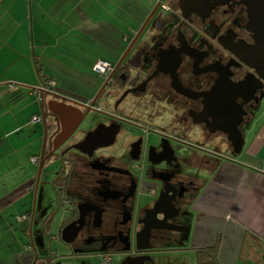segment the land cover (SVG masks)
Returning <instances> with one entry per match:
<instances>
[{"label": "flooded vegetation", "instance_id": "obj_1", "mask_svg": "<svg viewBox=\"0 0 264 264\" xmlns=\"http://www.w3.org/2000/svg\"><path fill=\"white\" fill-rule=\"evenodd\" d=\"M162 3L168 10L159 8L151 18L153 8L148 12L140 25L150 18L147 27L121 63L119 58L103 68L93 66L98 76L90 99L73 100L55 91L43 96L40 116L47 131L43 158L48 156L42 171L60 162L52 182L59 209L67 211L60 232L72 224L66 237L77 234L71 243L125 256L124 261L151 258L143 264H155L151 252L173 239L175 225L184 237L198 189L191 168L205 173L217 152L205 148L207 141L219 135L227 140L224 133L211 131L225 127L216 119L228 97L245 112L240 131L254 125L264 103V82L259 88L249 65L264 46V0ZM146 30L148 38L142 40ZM244 81L245 89L234 94L233 85ZM47 96L74 109L54 116L47 111ZM196 131L200 144L193 140ZM143 195L154 200L140 205ZM160 196L158 221L152 214L145 219ZM163 216L173 229H152L150 249L137 251L136 235L144 226L170 227L159 222ZM54 221L52 215L46 226ZM125 243L130 250L122 253Z\"/></svg>", "mask_w": 264, "mask_h": 264}, {"label": "crops", "instance_id": "obj_2", "mask_svg": "<svg viewBox=\"0 0 264 264\" xmlns=\"http://www.w3.org/2000/svg\"><path fill=\"white\" fill-rule=\"evenodd\" d=\"M128 1L0 0V264H41L33 238L35 224L41 219L36 220L33 212H38L39 204L44 207L46 203L44 195L38 199L42 176L35 196L38 166L32 162V158L40 157L42 147L44 127L42 123L41 127L36 126L33 119L42 116L43 104L36 100V103L25 104L22 110L18 106L4 110L2 99L21 96V92L26 91L29 94L44 81L53 82L57 93L68 95L59 84L67 80L69 73L59 63H40L39 60V63H31L30 48L34 52L54 49L62 53L63 49L80 50L82 44V51H91L98 44L116 53L115 26L109 29L108 23L104 37L99 33L95 37L87 31L90 25L115 18L117 10ZM149 11L146 8L141 17L135 19L139 26ZM128 13L129 19L133 18L130 11ZM57 35L63 37L64 42L56 38ZM130 35V31L123 35L121 42L127 45ZM119 49L121 53L123 48ZM119 58L114 57L116 61ZM86 85L89 94L84 99H90L94 85ZM259 114L253 126L241 131V152L234 153L231 142L225 138L222 144L227 143V149L213 151L203 185L197 189L189 208L185 223L188 230L184 237L176 234L169 241L179 243V249L194 254L196 264V251L213 246L217 240L220 264H241L239 254L246 234L264 243V111ZM24 130L27 135L21 136ZM198 178L199 174L191 175L190 179L196 184ZM23 215L29 217L19 223L18 218ZM49 227H45L44 233H48ZM58 233L60 236V228Z\"/></svg>", "mask_w": 264, "mask_h": 264}, {"label": "rangeland", "instance_id": "obj_3", "mask_svg": "<svg viewBox=\"0 0 264 264\" xmlns=\"http://www.w3.org/2000/svg\"><path fill=\"white\" fill-rule=\"evenodd\" d=\"M121 9L117 10V14L115 18L109 21H100L96 23L94 26L90 25L87 32H91V34L95 37L99 36H106V28L109 23V29H112V26H115L117 32V40L115 41L114 48L116 49V53L111 52V48L107 49L105 47H99L98 44L94 45V50L91 51H82L84 48V44H82L80 50H75L74 48L71 49H63L64 52L61 50L62 53L58 50L52 49V51H40L38 49L32 51L30 48V56H31V63H35L34 61H40V63H59L65 71L69 73V77L66 78L67 80L62 81V84H59L61 88L63 87L68 93V96L75 100V99H84V96H87L89 92L86 90L87 85L93 83L98 76V74L93 70V66L95 63L99 61H104L102 58H105L104 61L106 63H116L117 61L114 57L119 58L121 54L124 52L126 48V43L121 42V38L123 35L127 34L129 31L131 32L130 36L134 35L132 30L139 31L140 26L136 23L137 18L141 17L145 9L151 10L154 5L152 4L151 0H144L140 3L139 0H130L125 5H121ZM132 14L133 18L129 19V12ZM159 12H162L159 10ZM158 12V14H159ZM164 13V12H163ZM144 22V20H143ZM148 30L143 34L142 40L148 38ZM56 38L63 41V37L56 36ZM87 39L89 42L92 41ZM115 39V38H114ZM120 40V41H119ZM64 42V41H63ZM61 42V43H63ZM119 42V44H118ZM59 43L61 46L62 44ZM81 44V43H80ZM112 44V43H110ZM123 45L120 48V46ZM99 47V48H98ZM64 48V47H61ZM123 48V50H122ZM96 49V50H95ZM122 50L121 53H118L117 50ZM38 51V52H37ZM37 52V53H36ZM59 52V53H57ZM36 54V55H35ZM54 59H51V58ZM101 58V59H96ZM96 59V60H95ZM58 62H57V61ZM33 61V62H32ZM61 61V62H60ZM57 64V65H59ZM49 69V68H48ZM86 86V89L84 87ZM29 97V98H28ZM48 97V96H47ZM51 97L49 96L45 100V104L49 101ZM75 98V99H74ZM28 101H25V100ZM36 97L29 96L28 91L25 93L21 92V96H13L8 97L5 96L2 99V105L4 110L7 108H15V106L20 107L22 110L28 103L35 102ZM27 102V103H26ZM26 104V105H25ZM39 105V104H38ZM264 111V103L262 105L261 112ZM260 116V114H259ZM38 127H41V123L36 122L35 124ZM40 125V126H39ZM26 134V130L21 133V136ZM27 135V134H26ZM223 137L221 135L212 137L207 143L205 144V148L207 150L212 151H222L224 152L227 149V143L222 144L221 139ZM22 140V138H20ZM153 139V138H152ZM224 139V138H223ZM193 140L196 144H200L198 139V132H195ZM26 141V139L24 140ZM231 156H234L233 154ZM60 165L59 161H53L48 163L42 171L41 176L44 178L42 183L39 186V196L38 199L42 195L45 197V205L44 207L38 205V213L36 216V220L40 217L41 221H38L35 224V232L33 233V238L35 240V246L38 251V255L40 259L52 257L53 264H102L101 258L105 255L111 257V264H123L125 256H120L116 254H111L104 252L103 249H98L94 247L86 246L83 242H74L71 244H65L61 241L58 230L61 227L62 222L67 216V211L59 209V199L55 192V189L52 186L53 182V173L58 170ZM192 175L199 174V181H196L198 187H202V179L205 177L204 172H199L191 168ZM38 189V188H37ZM154 200L151 196H139V203L140 205L146 206L147 204L151 203ZM55 215V221L50 224L48 233H44L46 224L49 221V218ZM179 232H177L178 234ZM180 235V234H178ZM52 238H57L56 240H52ZM182 245V244H180ZM184 245V244H183ZM179 243H170L167 240L157 247L151 252L152 259L155 261V264H165L170 262H181L184 261L186 264H196L195 263V255L191 252L186 251L185 249L178 248Z\"/></svg>", "mask_w": 264, "mask_h": 264}, {"label": "water", "instance_id": "obj_4", "mask_svg": "<svg viewBox=\"0 0 264 264\" xmlns=\"http://www.w3.org/2000/svg\"><path fill=\"white\" fill-rule=\"evenodd\" d=\"M158 9H159L158 5H155L153 7L151 14H150V18L154 15V13ZM150 18L139 29L135 39L132 42V45L129 48H127V50L123 53V55L120 57L118 63H121L126 58L131 47L134 45V43L137 41L139 36L143 33V31L147 27ZM257 52H258V57H256V63H249V65L255 70L257 77H258L256 79V81L258 84H260L259 88H262L263 87L262 83L264 82V46L262 44L257 48ZM246 85H247V83H246V81H244L240 84L233 85L231 90L235 94V92L243 91L245 89ZM232 91L229 90V94L230 93L232 94ZM226 102H227V105L225 106L223 111H222V109H221V111H218V115H217V119H216L217 120L216 122L218 124L220 123L219 125H222L225 127H223V128L216 127L214 130L211 131V133H214L216 131H220V132L224 133L225 135H227V140L231 142L234 153H239V152H241L242 146H243V134L239 130V126L243 122L245 112L243 111L241 106L237 105L236 98L228 97ZM40 103H42V101ZM42 107L44 109L43 105H42ZM46 107H47V111L54 116H59V114L62 113L65 109H69V108L74 109L72 107L67 106L64 103H59L57 101H49L46 104ZM234 110H236V111H234ZM75 111H76V114L78 115L77 112H79V111L78 110H75ZM42 113H43V110H42ZM233 117L237 118V122L234 124L231 121ZM43 134H44V140H43L42 147H41L40 162H39L38 167H37V175L35 178V181H36L35 196L37 194V188H38V184L40 182V178H41V174H42V167H43L45 158H48V156L43 158L44 146H45V136L47 134V131L45 130V126H44V130H43ZM91 139H92L91 136H88L86 141L90 142ZM54 150H56V148ZM165 195H167V194H165ZM161 204H162V196L159 197V200L155 204L154 209L146 212L145 219L148 217L149 214H152L153 217H155V220L158 221V219L156 218V215L159 213L158 207ZM169 206H171V208L174 209V207L171 203H169ZM35 213H37V212H33V216L35 215ZM175 215H177V212L175 213ZM168 219H169L168 217L163 216V218L161 220H159V222L163 223L165 225H168L170 227L144 226L143 230L141 232L137 233V235H136V249H137V251H145V250L150 249L149 241H150V235H151L152 229H155V230H171V229H173L172 228L173 226L167 222ZM71 225L66 226L60 232L61 241L65 244H70L74 240V238L77 234V231H75L72 238L66 237V234L69 231ZM174 228H175L174 230H176L177 232L182 231V227H180V226L175 225ZM187 230L188 229H186V231ZM129 250H130V244L128 245L127 243H125V247L122 250V253H126ZM144 261H150L151 262V258H149V257H141V258H137V259L126 258V260L123 262V264H143Z\"/></svg>", "mask_w": 264, "mask_h": 264}, {"label": "trees", "instance_id": "obj_5", "mask_svg": "<svg viewBox=\"0 0 264 264\" xmlns=\"http://www.w3.org/2000/svg\"><path fill=\"white\" fill-rule=\"evenodd\" d=\"M130 38L131 36H129ZM34 62L39 63L38 61ZM37 70L39 71L38 67ZM218 243L217 240L211 247L198 249L196 251L197 264H220L218 260ZM38 260L41 261V264H53L51 256ZM239 260L241 264H264V243L255 236L246 234L242 242Z\"/></svg>", "mask_w": 264, "mask_h": 264}, {"label": "built area", "instance_id": "obj_6", "mask_svg": "<svg viewBox=\"0 0 264 264\" xmlns=\"http://www.w3.org/2000/svg\"><path fill=\"white\" fill-rule=\"evenodd\" d=\"M152 4L158 5L159 8L161 9V11H167L168 8L165 4L162 3V0H151ZM106 62L104 61H98L94 68H103L106 64ZM55 92V84L51 81H44V83L37 89H33L29 92V95H34L37 99V101L41 102L43 100V96L44 95H49V94H53ZM33 122H40V116L35 117L33 119ZM32 162L36 163L37 162V158H32ZM28 215H23L21 217L18 218L19 223H23L25 221H27L28 219ZM101 262L102 264H111V258L108 255H105L101 258Z\"/></svg>", "mask_w": 264, "mask_h": 264}]
</instances>
